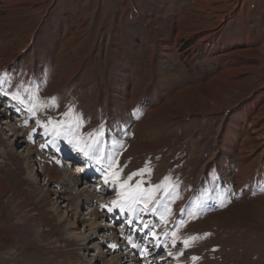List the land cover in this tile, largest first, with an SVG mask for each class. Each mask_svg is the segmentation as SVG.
<instances>
[{
  "label": "rangeland",
  "instance_id": "rangeland-1",
  "mask_svg": "<svg viewBox=\"0 0 264 264\" xmlns=\"http://www.w3.org/2000/svg\"><path fill=\"white\" fill-rule=\"evenodd\" d=\"M0 78V264H264V0H0Z\"/></svg>",
  "mask_w": 264,
  "mask_h": 264
},
{
  "label": "snow or ice",
  "instance_id": "snow-or-ice-1",
  "mask_svg": "<svg viewBox=\"0 0 264 264\" xmlns=\"http://www.w3.org/2000/svg\"><path fill=\"white\" fill-rule=\"evenodd\" d=\"M3 82H4L3 79L0 78V85H2ZM2 91H3V89H2V87H0V92H2ZM3 94L7 95V93H3ZM12 99L17 100L22 104L24 103V100L21 99L19 93L13 94ZM55 101H56L55 97L51 98V102H52L53 106H55ZM40 106L45 107L46 105H40ZM29 110L32 111L33 115H35V107H33ZM73 114H74V109H72V108H69L68 112L64 113V115L66 117L71 116ZM77 121H78L77 126H79V118L78 117H77ZM37 123L40 124L41 122L37 121ZM56 123L63 124L64 122L63 121L55 122L51 119H49V121H48V124H56ZM42 126L45 127V131L47 133V130H48L47 125H42ZM57 135H60V134L57 133ZM89 135L91 136L92 134L90 133ZM65 139H66L67 143L72 145L74 148H76L77 151L83 152V154L86 158H88L89 160L93 158L92 156H89L88 151H86L84 148H80L77 146L74 137L73 138L65 137ZM96 159H97V163H99V158L97 157ZM115 166L116 165L110 164L109 169H112ZM122 171H123V169L120 168L119 171L113 172L111 174V176H109L108 174H105V177H104V181H105L106 185L110 184V183L111 184L119 183L120 188L122 189V191L118 194L120 199L112 201V205H114L115 207H118L120 209V211L123 212L125 210V208L132 210L134 205L143 201L145 208L147 209L148 203L155 198L154 196H151L148 194L154 192L156 189H159L161 187V185H156L152 189H145L142 187V185L144 183V181L142 179L138 180L136 182L135 186L130 185L129 182L132 181L134 177H136V176L142 177L146 171H150V169L147 167V165L145 166L144 169H138L137 171L128 174L127 179L123 180V181H121L119 179L120 173H122ZM169 179L170 178L166 177L165 182H168ZM262 190H264V189H262ZM108 211H110V212L113 211V208H111V207L108 208ZM161 219H163V217H161ZM145 227H148V225H145ZM152 235H153V237L156 236L155 233H152ZM173 235L175 236V233H173ZM194 239H196V237H190L189 238V240H194ZM189 240L184 241L185 247L188 246ZM113 247H115V245H113ZM133 247H137V245L133 244ZM169 255H171V253H169ZM193 259H196V257H193Z\"/></svg>",
  "mask_w": 264,
  "mask_h": 264
},
{
  "label": "bare ground",
  "instance_id": "bare-ground-1",
  "mask_svg": "<svg viewBox=\"0 0 264 264\" xmlns=\"http://www.w3.org/2000/svg\"><path fill=\"white\" fill-rule=\"evenodd\" d=\"M254 127V133H256V132H258V130L256 129V126H253ZM81 168V169H80ZM84 169L85 168H83V165L81 164L80 166H79V168H78V170L79 171H81V172H83L84 171ZM54 171V170H53ZM30 174V173H29ZM31 178H32V176H31ZM64 182V181H63ZM69 183L70 184H72L73 182H72V180L71 179H69ZM63 184V183H62ZM262 189V188H261ZM112 190H110L109 192H111ZM96 192H98L97 194H99L100 193V190H97ZM103 193V192H102ZM103 199H105V198H103ZM102 201V200H101ZM99 202V204L101 205V206H103L104 208H105V206L104 205H106V203L107 204H109L108 202H105L104 200V202L102 201V202ZM98 207V206H97ZM56 211V210H55ZM57 213V212H56ZM76 215H78V212L76 213ZM93 215H95L94 213H93ZM104 216H106V214L104 215ZM104 216H103V218H104ZM60 219H63V217H59ZM174 221V220H173ZM173 221L171 222V223H173ZM106 224V223H105ZM166 224H168V223H166ZM74 225V224H73ZM106 226H109V225H106ZM169 226V225H168ZM89 227L91 228V230L94 232V231H96V229L98 228V225H97V223L96 222H91L90 224H89ZM107 228V227H106ZM169 232H170V230H169ZM70 237H71V239L72 240H75L76 242L77 241H79V242H83V241H85V240H87L86 239V237H85V235L83 234V235H81V234H77L74 230H70ZM115 237H117V236H115ZM119 238H121V239H123L124 240V238L123 237H119ZM137 239V238H136ZM136 239H130V240H126L125 242H124V244L123 245H120L119 243H112V247H113V245H115V247H113L112 249H114V250H110L111 252H113L112 254H116V251L118 250V254H120V255H124L123 257H126L127 259L129 258V257H131V259L132 260H130V259H128V261L127 262H130V261H132V264H150L151 262H149L150 260V258H151V252L154 250L153 248H150V249H148V248H143L142 247V243L144 242V241H146L147 242V240H145V238H142L141 239V241L140 242H136L137 240ZM126 244H128V245H126ZM133 244H136L137 245V247H133V246H131V245H133ZM137 251H138V254H137ZM153 258V257H152ZM121 263L123 262V261H120ZM84 264V263H83Z\"/></svg>",
  "mask_w": 264,
  "mask_h": 264
}]
</instances>
